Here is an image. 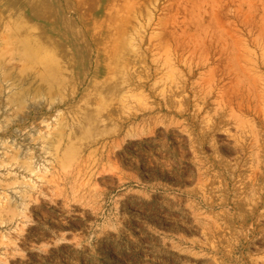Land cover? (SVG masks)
I'll return each instance as SVG.
<instances>
[{"label":"rangeland","instance_id":"obj_1","mask_svg":"<svg viewBox=\"0 0 264 264\" xmlns=\"http://www.w3.org/2000/svg\"><path fill=\"white\" fill-rule=\"evenodd\" d=\"M263 166L264 0H0V264H264Z\"/></svg>","mask_w":264,"mask_h":264},{"label":"bare ground","instance_id":"obj_2","mask_svg":"<svg viewBox=\"0 0 264 264\" xmlns=\"http://www.w3.org/2000/svg\"><path fill=\"white\" fill-rule=\"evenodd\" d=\"M172 41V40H171ZM157 43V42H156ZM166 43H168L169 44V42H165V44ZM157 46V45H156ZM243 47V46H242ZM154 49V48H153ZM247 49V48H246ZM245 49V50H246ZM178 50V49H177ZM237 51V50H236ZM248 51V50H247ZM157 52V51H156ZM162 52V51H161ZM236 53H238V52H236ZM241 53V52H240ZM153 54H155V53H153ZM152 54V55H153ZM158 54V53H157ZM164 54V53H163ZM149 55V54H148ZM151 55V54H150ZM151 55V56H152ZM162 56V55H161ZM153 57H154V55H153ZM224 57V56H223ZM222 57V58H223ZM235 57V56H234ZM240 57V56H239ZM148 59V58H147ZM150 59V58H149ZM221 59V58H220ZM234 59H236V58H234ZM239 60V59H238ZM159 61V60H158ZM161 61V60H160ZM139 62V61H138ZM175 62V61H174ZM177 62V61H176ZM211 62H213V61H211ZM236 62H238V61H236ZM239 63V62H238ZM237 63V64H238ZM245 63V62H244ZM152 64V63H151ZM154 64V63H153ZM203 64V63H202ZM209 64V63H208ZM243 64V63H242ZM159 65V64H158ZM179 65V64H178ZM203 66V65H202ZM245 66V65H244ZM176 69V68H175ZM195 69V68H194ZM245 69V68H244ZM193 70V69H192ZM192 70H189L188 72L189 73H191V74H193V71ZM247 70V69H246ZM196 71V70H195ZM184 72H185V70H184ZM187 72V73H188ZM243 72V71H242ZM247 72V71H246ZM251 74V73H250ZM253 74H255V73H253ZM159 75V74H158ZM161 75V74H160ZM252 75V74H251ZM251 75H249V76H251ZM257 75V74H256ZM259 75V74H258ZM188 76V75H187ZM246 76H248V75H246ZM253 77H254V75H252ZM188 77H190V76H188ZM224 77V76H223ZM222 76H221V78H223ZM256 77V76H255ZM136 78L137 79H139L140 78V76L139 75H137L136 76ZM257 78V80H258V77H256ZM153 79V78H152ZM227 79V78H226ZM154 80H157V79H155L154 78ZM251 81V80H250ZM138 82V81H137ZM189 82V81H188ZM187 84H189V83H187L186 81H185V85H187ZM189 86V85H188ZM193 86H195V85H193ZM173 87H177V91H165V89H162L160 92H157V94L156 95H158L159 97H161V101L160 102H157V103H153V104H148L144 109H142V110H140V112H139V114L141 113L142 115H147V113H148V115L149 114H152L153 112H156L154 115H150V116H147V117H144L143 118V124H147L148 125V123L151 125V127H150V133L151 134H154L155 133V127L157 126V124H158V122H162V120L163 119H166V116H168V115H172L173 113H175L174 115H178V116H180V115H182L183 113V111H177V110H175L174 109V107L170 104V98L172 97V95H173V93L174 92H176V93H174V94H179L181 91H185V92H187V93H189L190 91H192L190 88V91H188V89L186 90V89H184V90H182L180 87H178V85H175V86H173ZM185 87V86H184ZM183 88V87H182ZM181 89V91H179ZM216 89V88H215ZM220 89V88H219ZM203 90V89H202ZM137 91L138 92H141V93H143V92H145L146 90H145V88H144V86L142 85L139 89H137ZM197 91V90H196ZM220 92H222V93H225L226 92V90H225V85L221 88V90H220ZM149 93V92H148ZM196 93H193V96L195 95ZM215 94V93H214ZM257 94V93H256ZM213 95V94H212ZM258 95V94H257ZM189 96V95H188ZM225 97V96H224ZM124 98V99H123ZM122 98V100H121V103H125V101H129L128 99H126L125 97H123ZM198 98V97H197ZM230 98V97H229ZM226 100V99H225ZM260 101V100H259ZM227 102V101H226ZM139 103V102H138ZM219 105V109H220V111H219V109L217 110V109H214V112H215V116H214V118H212V121L209 123V124H207V125H202L201 127H199V129L197 130V136H195V138H192L191 139V141H190V143L192 144V145H196V143H197V141H200L201 142V145H204V143H206V142H209V143H213V139H212V135H210V133H212V132H215L216 130L217 131H220V130H223V131H227V127H226V122H225V120H229V116H232V113H234V111L232 112V108L229 110V111H227V112H231V114L230 115H228V119H227V117H225V115H224V110H225V106H226V104L225 103H220L219 101H217V102H214V104H212V105ZM139 105V104H138ZM239 105V104H238ZM199 107V109H201L202 108V106H198ZM198 107H197V111H194V114H193V116H192V119L194 120V122L196 121V119H197V117L199 116L198 114H199V110H198ZM204 108V107H203ZM216 108H217V106H216ZM211 110H213V108L211 109ZM238 110H240V108L238 109ZM249 110V109H248ZM251 110V109H250ZM209 111L210 110H206L205 111V114L204 115H209L210 113H209ZM223 111V112H222ZM246 111V110H245ZM237 112V111H236ZM146 113V114H145ZM229 113H227V114H229ZM238 113V112H237ZM138 114V115H139ZM221 114V115H220ZM141 115V116H142ZM136 117H137V115H135ZM132 120V119H131ZM134 120V119H133ZM207 120V119H206ZM209 121H210V119H208ZM204 122H205V120H204ZM208 122V121H207ZM130 129V128H129ZM129 129H128V131H129ZM127 131V132H128ZM199 132H201L202 134H200ZM129 134H131V132L129 133L128 132V135ZM191 134V133H190ZM190 137V136H189ZM203 139H202V138ZM160 144H162V143H160ZM249 159V158H248ZM253 160V159H252ZM262 167V166H261ZM264 167V166H263ZM240 169H242V168H240ZM259 173V172H258ZM230 174V173H229ZM247 174V173H246ZM259 180H261V179H259ZM264 180V179H263ZM233 183V182H232ZM231 185V184H230ZM259 192V191H258ZM263 194V193H262ZM256 196V195H255ZM260 200H262L263 199V196L262 195H260ZM249 199V198H248ZM226 204V203H225ZM262 204V203H261ZM260 205V204H259ZM257 209V208H256ZM256 212V211H255Z\"/></svg>","mask_w":264,"mask_h":264}]
</instances>
